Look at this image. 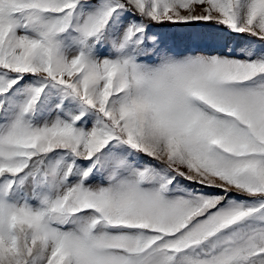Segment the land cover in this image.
<instances>
[{"label":"snow or ice","instance_id":"6c2138e0","mask_svg":"<svg viewBox=\"0 0 264 264\" xmlns=\"http://www.w3.org/2000/svg\"><path fill=\"white\" fill-rule=\"evenodd\" d=\"M0 264H264V0H0Z\"/></svg>","mask_w":264,"mask_h":264}]
</instances>
